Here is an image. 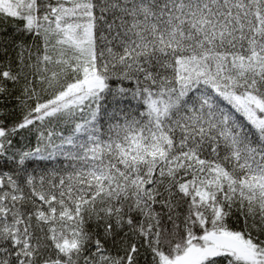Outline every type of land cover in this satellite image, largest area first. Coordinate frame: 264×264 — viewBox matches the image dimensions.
Wrapping results in <instances>:
<instances>
[{"label": "snow or ice", "instance_id": "6c2138e0", "mask_svg": "<svg viewBox=\"0 0 264 264\" xmlns=\"http://www.w3.org/2000/svg\"><path fill=\"white\" fill-rule=\"evenodd\" d=\"M0 264H264V0H0Z\"/></svg>", "mask_w": 264, "mask_h": 264}]
</instances>
